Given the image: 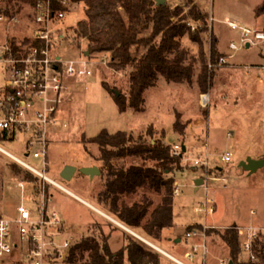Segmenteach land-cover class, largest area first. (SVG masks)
<instances>
[{
	"label": "rangeland",
	"instance_id": "374dc122",
	"mask_svg": "<svg viewBox=\"0 0 264 264\" xmlns=\"http://www.w3.org/2000/svg\"><path fill=\"white\" fill-rule=\"evenodd\" d=\"M194 1L199 8L208 12L207 23L190 16L193 6L190 0L166 1L171 6L182 7V15L192 25V31L202 38L199 43L186 33L182 38L183 45L197 58L202 57V51L206 52L212 66L215 64L211 62L210 50L212 37L215 36L219 39L218 48L226 56L216 66L214 82L206 91L202 90L197 81L202 62L196 60L193 82H174L162 78L167 81L165 85L158 83L148 88L144 111L132 108L121 111L113 91L103 84L105 80L114 91L127 93L129 73L133 65L115 68L110 61V54H106L107 57L105 54H87L88 40L85 37L75 39L74 28L80 19L86 17L85 3L75 4L73 16H68L59 23L55 22L59 24L56 30L64 33L63 38L56 42L55 52L65 59L89 60L87 66L91 68L92 74L75 80L72 84V99L64 105L62 113L68 120V125L49 128L45 168L70 190L86 195L92 187V181L84 178L85 173L79 171L68 180L62 177L61 171L67 164H76L81 168L83 164L95 160L103 161L98 158V145L90 141L103 128L111 132L128 130L136 135L150 131V137L163 136L174 149L175 144L182 147L185 145L183 166L174 173L175 179L180 183V191L175 194L174 223L185 233L190 229L199 231V239L205 241L204 248L210 255L205 260L206 264H218L220 256L224 255L227 259L223 264H228L231 259L230 249L219 231H224L230 225L238 227L241 243V232L245 225L264 224V165L251 172L242 164L249 156L264 157V84L248 83L245 70L246 64L264 61V44L242 46L239 42L240 31L232 28L228 22L234 20L251 28L264 29V0ZM34 11L33 6L26 3L24 8L13 13L18 15L17 21L1 22L0 44L14 40L21 44L28 38L35 24ZM260 19L262 24L259 23ZM233 40H238V49L230 47ZM144 50L143 47L140 54ZM103 56L106 62L103 61ZM8 76L7 64L0 62V84ZM177 114H180L181 121L187 125L183 134L173 126ZM196 119H202V123L195 124ZM28 137L30 139L29 134L18 133L10 141L0 138V145L44 169L45 159L33 155V151L42 149L44 144L34 142L32 149H29L27 146L32 144L31 141L28 142ZM27 152L32 153L26 155ZM226 152L232 154L230 161L222 160L221 156ZM196 158L198 163L192 160ZM16 166L22 173L15 170ZM27 172L28 168L21 166L6 151L0 149V213L8 218H16L20 204L31 207L37 213L38 207L45 200L47 211H56L60 216L66 217L64 224L56 228L58 232L54 230V233L59 242L70 239L71 243L51 254L49 264H69L68 253L71 246L87 234L95 235L101 240L105 236L109 240L108 233L112 227L100 218L97 219L101 222H93L94 216L88 215L89 210L78 200L79 197L53 184L47 185L37 176L30 180L25 177ZM223 176L229 178L226 185ZM199 177H203L205 181L196 189L195 181ZM21 181L24 182L23 186L20 185ZM151 194L157 202V193ZM207 194L216 202L215 211L209 215L192 213L191 207L205 199ZM141 195L142 192L137 196H128V200L139 199ZM104 205L116 216L106 203ZM253 210L256 211L255 214ZM128 226L149 236L142 227ZM113 246H119L116 238L113 239ZM113 246L111 244L112 248ZM240 255L241 248L239 258ZM213 259L215 260L211 261ZM3 264L33 263L29 257L23 255L21 258V254L16 252Z\"/></svg>",
	"mask_w": 264,
	"mask_h": 264
},
{
	"label": "trees",
	"instance_id": "16d2710c",
	"mask_svg": "<svg viewBox=\"0 0 264 264\" xmlns=\"http://www.w3.org/2000/svg\"><path fill=\"white\" fill-rule=\"evenodd\" d=\"M37 1L9 0L6 10L14 13L24 8L26 3L33 6ZM73 1L86 5V17L80 19L74 28L75 39L85 37L88 40L90 55L110 54L115 68L133 65L127 93L120 91L117 94L107 81H103L113 91L121 111L128 108L144 111L146 90L157 85L162 78L193 82L196 60L202 62L197 80L202 90L206 91L213 84L216 66L226 55L218 48L219 39L215 36L212 37L210 50L211 62L215 64L212 66L206 52L202 51V57L197 58L183 45L182 38L186 33L199 43L202 38L192 31V25L182 15L183 9L179 5L171 6L168 2L157 4L156 0ZM190 1L193 3L190 16L207 23L208 12L199 8L196 1ZM51 2L56 9L64 8L60 0ZM30 41L32 39L28 37L22 43ZM39 41L33 40L34 43ZM10 43L16 54L20 44L15 40ZM143 47L145 50L140 54ZM173 126L183 134L187 125L177 114ZM151 134L150 131L137 135L128 130L111 132L103 128L90 141L98 145V158L110 163L104 186L97 194L98 200L106 203L118 219L128 225L142 227L150 236L148 238L159 242L164 229L174 225V173L183 166L184 151L182 148L177 152L165 137H150ZM15 136L14 131L0 130L3 141L13 140ZM15 170L22 173L17 166ZM33 176L40 178L28 169L25 177L33 180ZM140 192L141 198L128 200V196H137ZM151 192L159 196L157 202ZM219 233L230 249V258L237 264H264L262 260H240L238 227L230 225ZM127 259L130 264H163V254L159 250L130 234L125 238V245L119 249H113L105 236L101 240L87 234L76 241L68 253L69 264H127Z\"/></svg>",
	"mask_w": 264,
	"mask_h": 264
},
{
	"label": "built area",
	"instance_id": "2783aa9c",
	"mask_svg": "<svg viewBox=\"0 0 264 264\" xmlns=\"http://www.w3.org/2000/svg\"><path fill=\"white\" fill-rule=\"evenodd\" d=\"M64 8L56 9L51 0H38L34 8L33 32L29 36L32 41L21 43L15 54L10 42L0 44V62L7 64L9 76L0 84V130L14 131L16 134H29L32 145L42 142L44 147L33 151L35 157L46 158L49 128H58L68 125V120L62 116L64 105L72 99L71 87L75 80H81L92 74L87 66V60L65 59L55 52L56 42L63 38L64 33L58 32V23L75 13L73 0H60ZM9 0H0V23H11L18 20V15L7 12ZM58 22V23H55ZM232 28L240 31V44L251 46L264 44V29L251 28L234 20L228 22ZM58 32V33H57ZM33 40H40L34 43ZM238 40L231 41L230 47L238 49ZM107 57V55H105ZM104 59V56L103 58ZM106 62V58L103 60ZM248 83L264 84V61L246 64ZM166 80H160L165 85ZM202 123L196 119L195 124ZM48 144V143H47ZM182 145L175 144V149H182ZM0 149L15 161L37 174L45 182H49L62 190H70L44 169L30 163L25 157L15 154L8 148ZM180 150H176L179 152ZM32 152H29V154ZM28 152L26 155H29ZM222 160L230 161L232 154H222ZM198 163V158L192 159ZM217 177V176H215ZM224 184L229 182L227 176L222 177ZM23 186L24 182L21 181ZM179 180L175 179L174 193L180 191ZM45 191V189H42ZM41 190V195H42ZM43 205L38 207L37 213L29 206L20 204L18 216L8 218L0 216V264L12 254L19 252L29 257L33 264H49L51 254L57 253L62 247L71 243L70 239L59 242L56 228L64 224V217L56 211H47ZM216 202L213 197L206 195L205 199L190 209L195 215H209L215 211ZM255 213V210H253ZM241 232V260L264 261V224L250 223L245 225ZM199 234L197 230H189L188 235ZM195 244L190 251L193 256L198 250Z\"/></svg>",
	"mask_w": 264,
	"mask_h": 264
},
{
	"label": "crops",
	"instance_id": "0c3cea01",
	"mask_svg": "<svg viewBox=\"0 0 264 264\" xmlns=\"http://www.w3.org/2000/svg\"><path fill=\"white\" fill-rule=\"evenodd\" d=\"M199 2V1H198ZM203 9V8H202ZM206 11L205 9H203ZM262 20L260 19L259 23L262 24ZM259 25V24H258ZM264 90V89H263ZM66 164V163H65ZM76 165V164H75ZM89 165H97L98 168L100 169V173L92 176L89 174L85 175V179H88L92 181V187L88 190L86 195H83L73 189H71L75 194H77L81 198H85L88 201L91 202L94 206H97L99 209H96L92 207L91 205L87 204L85 201L78 199L80 202H82L89 210L88 215L92 217L94 216L93 222H99L100 219H102L103 222H107L112 228L110 232L108 233V239L110 245L112 244L113 246V239L116 238L118 241V248H113L114 249H119L125 245V237L127 235H132L134 234L137 236V238L142 239L141 237L145 239H150L147 236L143 235L142 233L138 232L137 230H131L133 229H128L125 227V222L122 220L118 219L116 216H114L107 208H105V205L103 202H100L97 199V192L101 190L104 186V182L107 177V170L110 166V163L108 160H95L89 164H83V166H89ZM77 170L74 173V176L81 171L80 167L77 166ZM73 176V177H74ZM199 186L196 185V189ZM253 212V211H252ZM256 212V211H255ZM254 213V212H253ZM255 214V213H254ZM99 216V217H98ZM64 219H66L65 216H63ZM97 218H100L99 220ZM98 220V221H96ZM101 222V221H100ZM124 224V225H123ZM128 227V226H127ZM191 230V229H190ZM200 234H194L192 233L191 235H188V232L186 231L183 232L181 231L178 226L174 225L165 228L163 232V238L162 241L155 242L160 248H156L163 254V264H206L205 260L210 256L209 253H206V245L203 244L205 241H202L199 239ZM143 240V239H142ZM145 241V240H143ZM149 241V240H148ZM146 242V241H145ZM149 244V243H148ZM195 244H198V250L195 252L193 256H191L189 253L193 246ZM180 259V261L178 260ZM211 259V257H210ZM227 258H225V255L223 257L220 256V262L218 264H223L226 261ZM182 260V261H181ZM204 260V261H203ZM215 259L211 260L214 261ZM207 262V261H206ZM127 263L130 264L129 260L127 259Z\"/></svg>",
	"mask_w": 264,
	"mask_h": 264
},
{
	"label": "water",
	"instance_id": "95a60500",
	"mask_svg": "<svg viewBox=\"0 0 264 264\" xmlns=\"http://www.w3.org/2000/svg\"><path fill=\"white\" fill-rule=\"evenodd\" d=\"M157 4H162V3H166L167 0H156ZM87 54L90 53L89 50L86 51ZM120 92L117 91V94H119ZM183 150H186V146H183ZM242 164L245 166V168L251 172H254L256 170H258L261 166L264 165V157H252L249 156L246 160H244L242 162ZM77 165H73V164H67L61 171V175L63 178L65 179H72L74 176L75 171L77 170ZM80 170L83 173L89 174L94 176L95 174L100 173V169L98 168L97 165H89V166H82L80 168ZM205 179L203 177H199L196 179V185L199 186L202 183H204ZM142 238V237H141ZM144 240H146L145 238H143ZM147 242H149L148 240H146ZM150 244H152L151 242H149ZM156 247V246H155ZM158 248V247H157ZM228 264H237L233 259H230Z\"/></svg>",
	"mask_w": 264,
	"mask_h": 264
},
{
	"label": "bare ground",
	"instance_id": "6f19581e",
	"mask_svg": "<svg viewBox=\"0 0 264 264\" xmlns=\"http://www.w3.org/2000/svg\"><path fill=\"white\" fill-rule=\"evenodd\" d=\"M1 146V145H0ZM1 147H3V146H1ZM3 148H5V147H3ZM6 149V148H5ZM69 189V188H68ZM70 190V189H69ZM70 192L71 193H73L74 195H76L77 197H79L77 194H75L73 191H71L70 190ZM80 199H82L83 201H85L87 204H89V205H91L92 207H94V208H96V209H99L97 206H94L93 204H91V202L90 201H88L87 199H85V198H81V197H79ZM124 225V224H123ZM128 225H125V227L126 228H128V229H131V227L130 226H128ZM131 230H134V229H131ZM146 238V237H145ZM149 240V242H151L152 243V245H154V246H156V247H158V248H160L155 242H153L151 239H148ZM179 261H180V259H178ZM182 261V260H181Z\"/></svg>",
	"mask_w": 264,
	"mask_h": 264
}]
</instances>
